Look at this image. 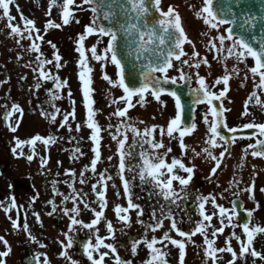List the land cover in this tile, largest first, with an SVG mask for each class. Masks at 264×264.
<instances>
[{"label": "snow or ice", "instance_id": "obj_1", "mask_svg": "<svg viewBox=\"0 0 264 264\" xmlns=\"http://www.w3.org/2000/svg\"><path fill=\"white\" fill-rule=\"evenodd\" d=\"M74 0H64L62 23L68 25L70 23V17L73 15L69 11ZM85 4L93 5L92 11L94 13V19L92 26L86 28L88 35H97L101 38L107 37L103 52L99 53L96 45L90 48L91 58L95 61H103L105 65L111 63L116 69V77L118 78V84H114L113 79L109 75H103V79L108 82L109 85L119 87L125 94L120 99L126 103V107L123 109H116L113 115L117 118H123L116 125L115 134H111V139L118 144L119 155V179L123 185L124 195L127 197V207H121L117 205L114 209L117 218L125 225L130 224V217L128 213L131 210H136L137 217L143 215V210L139 204L133 201V187L138 180L141 186L147 185L150 188L149 195L155 194L161 197L163 201H167L168 204L176 205L177 201H183L187 197L182 195L185 192L187 186L193 179L195 167L186 166L179 158H172L171 162H166V157L172 151L169 147L166 151L161 152V149L165 148V145L161 140H157L155 133L157 127H146L141 131L136 123L131 121L128 117V111L134 105L132 103L134 97L144 99L146 93H150L156 100H159L162 95H168L174 100L175 115L167 124L166 130L161 127L159 129L160 137H167L175 139L174 133H179V146L182 150L186 151V145L184 138L190 136L197 128L195 122L186 124L182 121V114L184 112V104L182 103L183 93L179 89L167 88V85H177L178 81L184 83L190 82V77L185 75L182 69H176L179 73L176 77H169L168 73L170 69H174V61H180L182 65H187L189 68L199 69L202 64L209 65V61L206 58L197 59L199 53L195 51L193 45V51L190 58L189 54L185 51V44L192 45V41L187 37L183 27L181 26V18L179 14L174 10L172 6H169L167 11L161 10V0H112V3L106 5L107 11L103 12V20L107 21V26L96 23L98 19V9L95 6L96 0H84ZM257 3V0H203L202 6L197 11L198 18L203 20L204 25L210 31L216 33L215 36H209L208 33L203 35L208 37V51L215 52L217 54L226 53L223 58L225 60L234 58L239 64H245L248 58L254 61V66L248 68L252 77H258V83L256 88L261 92H264V0H259V8H254L253 5ZM13 4V0H0V10L3 15L0 19H6L8 21L7 28L10 30L12 36L16 37L17 45H20L21 41L27 39L31 42L30 48L27 51L31 53H37L35 57L36 68L34 72L38 74L37 89L41 86L40 81L51 80L54 84V89L48 92L52 101H58L62 99L60 92L63 87L67 86V81H61L58 75H53L50 70L46 71L47 65H53L58 71L62 65L60 63L62 57L57 53L54 55V61L52 59L44 58L40 44L36 41H43L44 36L39 34V29L36 28L35 22L32 19H27L21 13L20 19L23 21V29L19 25H14L12 21L15 19L10 14V5ZM114 4H119V16L117 10L113 7ZM60 24L48 21L45 25V29L60 28ZM159 28V32L157 30ZM35 33V35H34ZM85 36L81 35L78 40V46L76 51L79 54L78 66L81 69L79 71V83L81 84V91L83 95L84 107L87 112L86 126L90 130V139L94 147L91 151L94 153V158L90 161V168L85 166L84 170L80 173L79 183L85 185L88 180L85 178L86 172H91L96 178V183L92 184V191L96 194L98 201L101 202L100 206L103 208L106 203L105 193L107 190V183L111 181L113 177L106 175L105 172H101L98 177H95L97 173V164L101 159L100 143H101V126L95 119L97 113L94 110V100L92 78L91 73L93 69L89 66V61L86 55V49L84 45ZM52 49H56V45L48 42ZM103 43L102 40L97 41V45ZM166 49V54H165ZM122 51L125 56L132 57L135 55L137 61H146L142 63L145 71L142 73V79L139 82V86H135V77L132 76L129 82L125 81V70L122 61ZM184 58V59H182ZM216 57L214 56V59ZM20 59V57H18ZM31 67V64L26 65ZM247 67V65L245 64ZM237 68H233L232 72H237ZM247 79V76L244 77ZM230 75H223L222 79H216L215 85H222V90L216 92L206 84L204 77L196 73L197 88H191L189 94L194 96L192 100L193 106L206 105L207 110L203 115V123L207 125V132L209 133L205 143L210 147H205L203 153L206 157L215 161V166L211 168L210 176H215L217 170L222 167L223 158L225 154L230 151L231 145L236 142V133L238 129L236 127H229L225 122V112L228 109L223 107V101L229 92ZM69 97L71 93L69 92ZM255 98V103L261 105L262 101L257 95V92H253L249 97V100ZM219 102V106L213 102ZM113 103H116L114 100ZM53 111H44L41 114L55 123L57 116L61 114V110L54 104L49 105ZM13 113L23 114V110L19 105L13 104L12 111L5 113V120L13 115ZM248 106L245 105L243 116H251ZM70 116L74 118V109L71 113L65 112L62 114V121L60 127H68V131L71 132L72 128L69 126ZM211 117V119H209ZM139 123H143L140 121ZM12 132L17 130V127L8 125ZM113 125L109 124L108 129H111ZM226 130L228 135H225L221 129ZM245 129H253L258 137H264V122H257L253 120L243 124ZM80 130V125H77L76 131ZM129 133L131 134V143H128ZM254 137H248L253 139ZM59 138L56 135H50L47 138H42L37 135L33 139L28 140L26 143L35 146L37 141H42L45 146L54 144ZM22 141L16 140V146L12 149L13 153H17V149L22 148ZM145 145L148 148H145ZM223 147V150L219 153V157L213 155L212 149ZM139 149V151H137ZM150 149V150H149ZM251 153L253 157H264V139H256L255 143H249L246 148L243 149L245 155ZM21 155L23 153H20ZM82 154V153H81ZM194 157L200 156L201 153L192 151ZM27 159L31 161L33 155H28ZM75 159V157H73ZM111 157H109V160ZM136 161L133 163V161ZM47 163L46 159L41 160V166L43 167ZM59 163V162H58ZM180 170L187 174L186 178L183 175L176 174V170ZM130 175L126 178L125 173ZM75 177L74 172L66 173ZM165 177H167L165 179ZM174 182H178L179 191L173 187ZM75 183V181H73ZM99 185V188H98ZM115 187V184L112 185ZM69 187H72L70 184ZM247 192H252V187L244 189ZM227 191V189H225ZM264 192V189H261ZM55 195H61L63 201H71L73 207L68 209L63 207L62 211L65 216L70 219V225L68 233H65L67 244H62L64 251L60 254L67 259L70 264H77L75 260H72L68 255V249H71L74 245V240L70 235L75 230V226L80 225L85 229H94L96 225L100 223L103 211L95 212V219L91 223H84L77 217L80 215V208L77 201L84 204V208L89 207L85 202L86 193L78 192L74 187L70 195H64L59 192H55ZM239 195V193H234ZM199 217L202 220L198 221L190 233L182 231L177 226V221L173 215L171 208L168 205H161L160 216H156V212H153L155 218V224L149 225L151 231L155 233L161 229L164 224V220L170 221L171 231H174L177 236L187 238L191 240L196 234H200L204 237V244L207 246L204 251L206 259H210L212 264H217V253H228L231 255V259L224 261L220 258V264H237L239 259L245 258L246 255L251 257H258L264 261V255L256 251L253 248L254 237L257 233H264V227L255 226L250 228V223L245 222L243 224L234 223L236 220V202L233 201L232 208L226 209L224 206L217 203L215 196H197ZM211 202V207L214 210L218 209L220 217V227L214 228L211 231V236L216 237L218 233L224 232L225 218L227 219L228 226L233 229L236 227L242 228V235L246 237V240H242L241 235L232 233V239L239 242V253H237L230 242L226 241L225 247H214L215 240L208 238V228H211V221L216 212L212 214H206L205 205ZM48 203L51 205V211L48 215H52L57 211V205L54 201L50 200ZM15 199L9 207H5L4 211L7 213L10 208H16ZM243 207V205H240ZM168 208L167 211L165 209ZM37 222H40V214L33 213ZM247 216L251 221L252 212L248 211ZM139 222V221H138ZM207 222V223H205ZM13 227L17 226V222L12 221ZM24 231H28V225L25 222L23 225ZM98 231V230H97ZM108 237L101 238L99 235L95 237V243L89 240L83 245V254L87 257L91 264H104L105 257L109 255V252L115 257L114 264H132L130 260H123L118 254L116 247L111 243H105L106 239H114V228L111 222L107 223ZM28 239L33 243H39L35 237L30 233ZM0 241H3V245L7 246L8 242L4 240V237L0 236ZM164 241H169L172 246L178 249V256L180 264H183L185 259V243L177 239L171 238L168 232H165L162 239H157L155 236L149 241L147 238L143 240H134L131 244L132 254L137 253L138 246L146 245L150 251L151 257L147 259L144 264H166V253L156 245L164 244ZM260 247L264 249V240L257 241ZM40 248L46 246L39 243ZM167 248V244H164ZM101 249H107L109 251L101 252ZM10 247L6 251H0V264H5L3 258L8 257L10 254ZM94 253H99V258H94ZM40 255L35 254L28 258L27 264H39ZM44 264H48L47 256L44 257Z\"/></svg>", "mask_w": 264, "mask_h": 264}, {"label": "rangeland", "instance_id": "obj_2", "mask_svg": "<svg viewBox=\"0 0 264 264\" xmlns=\"http://www.w3.org/2000/svg\"><path fill=\"white\" fill-rule=\"evenodd\" d=\"M63 3L64 0H20L19 4L12 8L16 10L17 14L12 15L15 19L12 21L14 25H19L23 29V21L20 19V11L24 8L27 10L22 11V14L27 19H32L35 22V26L39 29V34L44 36L43 41H36L40 44L41 52L46 59H50L51 54H59L62 59L60 61L62 67L57 71L53 65H47L46 71L50 70L53 75H58L61 81H67V86L63 87L60 95L62 99L58 101H52L48 95L50 90L54 89V84L51 80L47 82L40 81L41 86L37 89V81H38V74L34 72L33 69L37 67L35 64V57L38 55L37 53H31L27 51L30 47H25L18 45L17 48L9 47V43L11 41V33L10 30L7 28L8 21L6 19H0V162L6 163L7 167L9 168H17L16 170L20 174V179H23L25 174V169L31 161L27 159L28 155H33V159L38 152L36 149L37 145L32 146L27 144L26 142L30 139H33L37 131H43V125L48 124V118H45L41 111L44 112V109H50L49 112L53 111L52 108L49 107L50 104L54 103L57 107H71L77 108L82 110L80 106H84L83 102V95H81L82 91L80 92L77 87H75L76 82L75 77L78 76L79 71L81 70L78 66L79 61V54L76 51L78 46V40L81 35L85 36V49L87 58H91L90 48L94 45L97 46L98 52L102 53L103 48L105 47L107 37H99L97 35H88L86 32V28L92 26V19L93 15L91 13L90 7L84 3L83 0H75L73 5L69 8V11L73 13L70 17V23L68 25H64L62 23V14H63ZM59 7V13L61 16L58 15L56 10ZM2 10H0V16H2ZM51 17V18H50ZM52 21L53 23L60 24V28H53V29H45V25L48 21ZM35 35V33H34ZM10 41L8 42V39ZM102 40L103 43L97 45V41ZM24 42V41H23ZM48 42L56 45V49H52ZM89 44V45H88ZM14 45V44H13ZM88 45V46H87ZM13 47V46H12ZM48 47L47 51H44V48ZM20 57V59H18ZM92 59V58H91ZM95 63V60H93ZM100 62V61H99ZM96 61V63H99ZM31 64V67H27L26 65ZM96 66V64H95ZM108 68L113 73V82L114 84H118L117 77H116V69L114 68L111 63H107ZM99 68V67H98ZM105 69V62L102 63V71ZM5 71L7 74H3L2 72ZM106 73H110V71H106ZM94 70L90 74L91 76H95ZM92 81L94 82L93 78ZM80 84V83H79ZM102 85L104 87L105 96L102 94L100 95V101L97 104H102V107L108 105L109 94L114 86L109 85L107 81H103ZM116 91L110 97L111 104L113 107H118V103L122 96L121 88L118 86L116 87ZM81 90V84H80ZM69 92L71 93V97H69ZM80 97V100L75 103V97ZM116 103H113V101ZM13 104L19 105L22 110L23 114L20 113H13L11 117L7 120L3 119L2 114L5 108H8V112L12 111ZM136 107H140L137 105ZM156 107H161L157 105ZM98 107L95 109L97 110ZM104 108V107H103ZM68 113H71L69 109ZM114 112L109 114L110 119L115 123L120 122L122 118H117L113 115ZM148 115L146 113L145 118ZM72 119V118H71ZM8 125H12L17 127L15 132H12ZM16 140H20L23 143L22 148L17 149V153L14 154L12 149L16 146ZM68 150H61L58 149V153L60 156L64 158L61 161V165H65L66 169L71 168L72 172L76 173L78 164L74 165L72 163V157L70 154H74L75 152L79 151V149L73 148L70 141L66 142ZM186 151L182 150L179 145L175 147L174 155L175 158H179L185 163L186 166H193L195 167V173L198 175L206 176L210 174L211 168L215 166V161H211L206 157V154L203 153V149L205 147H210L204 143L198 142H187ZM103 147V145H100ZM105 146V145H104ZM197 153H201L200 156L194 157L192 155V151ZM213 155L219 156L221 152L220 149H212ZM20 153H23L22 155ZM41 152H38V154ZM72 154V155H73ZM250 159H245L243 163L238 162L235 163L234 159L233 162L230 159H227L225 165L230 168L239 167L241 169H248L251 165ZM31 169L41 170V164H37ZM75 170V171H74ZM16 171L14 173H16ZM68 173L67 171H65ZM5 173L0 171V191L2 189H12L15 187L14 180L10 178ZM206 196H215L217 198L216 190H209ZM6 199L5 195H0V213L4 214V217L0 214V221H14L15 216L12 211L9 210L7 213L4 211L5 207H9L10 203ZM111 205V204H110ZM125 206V205H124ZM112 207V208H111ZM105 206L106 211L113 212V217L117 218L115 211L113 208L114 205ZM127 207V206H125ZM11 209V208H10ZM213 211L216 212V215L213 216V220L211 221V228H208V238L215 240L214 247H225L226 241L230 242L233 249L239 253V242L235 240L229 239H220V233L217 234L216 237L211 236V231L214 228L220 227L217 219L218 209L214 210L211 207V202L209 201L205 205V212L206 214H212ZM130 217V224L123 225L128 229V231L133 233H138L144 229V224L139 221L137 217L136 210H131L128 213ZM118 222H114L113 226L117 227L121 221L117 220ZM139 221V222H138ZM207 223V222H205ZM197 222L189 223L186 222L184 219L177 220V226L180 230L185 232H191L194 230L195 225ZM145 234L148 236L157 235L158 240L163 238L165 232H168L171 238L177 239L181 242L185 243V259L183 264H212L210 259H206L204 255L205 248L207 247L204 244V237L200 234H196L191 240H188L184 237H179L176 235L174 231H171L170 221H165L163 227L157 230L155 233L151 231V228L148 224L145 225ZM144 233V232H143ZM141 232V237L138 235L136 240H143L144 235ZM260 241V240H259ZM164 244H167V248L164 247ZM164 244H158L156 247H159L162 252L166 253L165 260L166 264H180L179 256H178V249L175 246H172L169 241H164ZM141 248L142 253H141ZM253 248L259 251L260 246L257 248ZM126 260H130L132 264H144V262L151 257L150 251L147 249L146 245H139L137 249V253L135 255L132 254L131 245L126 250ZM263 254V253H262ZM261 254V255H262ZM264 255V254H263ZM217 264H220V258L224 261L230 260L231 255L228 253H217ZM255 260L258 264H264V261L260 260L258 257H255ZM237 264H249L248 262H244L243 259H239Z\"/></svg>", "mask_w": 264, "mask_h": 264}, {"label": "flooded vegetation", "instance_id": "obj_3", "mask_svg": "<svg viewBox=\"0 0 264 264\" xmlns=\"http://www.w3.org/2000/svg\"><path fill=\"white\" fill-rule=\"evenodd\" d=\"M163 4L176 7L180 15L183 17L187 36L192 41V45H185V51L189 54V56L185 58L191 57L194 45L195 51L200 54L197 59L206 58L209 61V65L202 64L199 69L189 68L187 65H182L179 69L193 71L189 72V74L188 72H185V75L191 78L192 84L195 86H198L196 83V73L198 72L200 76L205 78L206 84L211 88V90L216 92L222 90V85H215L213 87L214 81L216 79H222L225 74L230 75L229 91L231 90L232 93L229 94L228 92L224 99V108L228 109V111L225 112V122L228 126L236 127L243 126V124L252 122L253 120L260 122L259 120L264 117V107L257 105L255 103V98L249 100L251 94L253 92H257L262 104H264V92H261L255 86L256 83H258L259 78H253L251 73L248 71V68L254 66V61L251 58H248L245 62L247 65L246 67L245 64H236L237 62L234 58L225 60L223 57L227 55L226 53L217 54L215 52L208 51V37L203 34L207 32L209 36H215L216 33L214 31H210L207 26L204 25L203 20L198 18L196 15L197 11L203 4V0H163ZM214 56L216 57L215 59ZM227 63H233V65ZM234 67L238 69L237 72H232ZM174 69H172V72ZM172 72V77L179 75L177 70L173 73ZM245 76H247V79L244 78ZM245 105L248 106L249 112L252 113L251 116H243ZM206 110V105L197 106L193 121L196 123L197 128L190 136L184 138V142H198L206 144L205 141L208 138L209 133L207 132V125L202 122L203 115ZM166 115L168 118L163 121L165 126H167L170 120L174 118V107H172V110L167 112ZM209 119H211V117H209ZM173 135L175 139H170L179 141V133H174ZM250 136L254 138L251 140L248 139ZM259 138L260 137L256 134L240 135L236 136V142L231 145L230 150L235 163H243L247 158L252 162L250 168L246 170L239 167L233 168L232 178L228 179L227 185H224V187L227 188L230 186V180L234 181V189L229 193L224 194L220 189L223 179L220 176V169H218L217 173L220 190L219 205H222L226 209L230 210L233 206L232 202H230L232 197L230 195L232 193H239V195L243 198V207L252 212L251 221H249V218L246 220V222L250 223V228L255 226L264 227V223L259 225V222L256 220L258 213H264V192L261 191V189H264V157H253L250 151L247 155H245L243 149L246 148L249 143H255L256 139ZM217 149H221V147ZM171 157L175 158L174 156ZM135 162L136 161L134 160L133 163ZM166 162L170 163L171 160L169 161V159H167ZM115 166H119V158L115 159ZM144 186L138 184V189L141 191V194L139 195V203H143L151 198L149 192L147 193ZM248 187H252L253 191L249 193L244 190ZM34 203V207L36 208L48 206V202L45 200ZM56 203L60 204L59 201H56ZM38 211L40 214L42 213V210ZM90 219L91 220L86 223H91V221L95 219V216H92ZM260 221H264V219H261ZM25 222L28 225L27 232L24 231L23 228ZM25 222L17 223L16 227H13V225L0 227V229L9 232L8 239H4L8 242V245L4 246L3 241H0V251H6L9 247L11 249L9 256L3 258L5 264H26V256L32 257L35 254L40 255L39 264H44L45 255L47 256L48 264H70L67 259L60 255L64 251L62 244H67L65 233H68L70 225V219L68 216L60 213H54L51 216L40 215V222H37L36 217L32 216ZM105 223L106 220L103 218V225L98 224L95 228L97 230L100 229L99 234L101 237L108 234L107 228L104 226ZM234 223H244L238 212ZM232 230H235L236 234H242L240 227H236L234 229L232 228ZM29 233L35 237L39 243L44 244L46 247L40 248L39 243L31 242L28 239ZM93 234L95 235L96 233L90 234L89 229L82 228L79 225L75 226V230L70 233L74 240V245L67 251L68 255L71 256L72 260H75L77 264H91V261H89L87 257L80 252L79 240L83 239L85 243L92 240V242L95 243L93 241ZM256 235H264V233H257ZM104 251L109 250L101 249V252ZM93 255L94 258H99V253H94ZM247 257L250 258V256ZM107 262H109L108 256L105 257L104 264H109Z\"/></svg>", "mask_w": 264, "mask_h": 264}, {"label": "water", "instance_id": "obj_4", "mask_svg": "<svg viewBox=\"0 0 264 264\" xmlns=\"http://www.w3.org/2000/svg\"><path fill=\"white\" fill-rule=\"evenodd\" d=\"M112 3V0H96V7L98 9V24H101L103 26H107L108 22L103 20V12L107 11L108 8L105 7L106 5ZM259 0H257V3L253 5L254 8H259ZM113 7L117 10V14L119 16V4H114ZM158 32L160 31L159 28L157 27ZM165 54H166V49H165ZM122 61L124 65V70H125V81L126 83L129 82L130 77L134 76L135 77V86H139V82L142 79V73L145 71L143 67L141 66L142 63H145L146 61H137L135 59V55L132 57L125 56L122 51ZM175 85H167L165 87L167 88H174ZM181 91V90H180ZM182 92V91H181ZM194 99L193 95L190 94H184L182 96V103L184 104V107L190 111L192 109V100Z\"/></svg>", "mask_w": 264, "mask_h": 264}]
</instances>
